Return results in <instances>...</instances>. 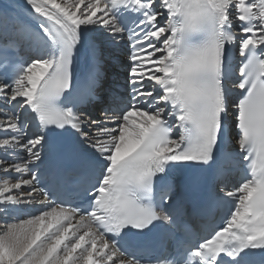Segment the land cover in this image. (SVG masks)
<instances>
[{
  "label": "snow or ice",
  "instance_id": "1",
  "mask_svg": "<svg viewBox=\"0 0 264 264\" xmlns=\"http://www.w3.org/2000/svg\"><path fill=\"white\" fill-rule=\"evenodd\" d=\"M26 4L27 19L0 6V211L32 202L33 168L49 152L62 162L39 214L0 229V264H264V0ZM97 29L129 46L132 96L112 98L110 123L84 110L102 80ZM25 44L39 53L27 62L14 58ZM82 51L93 62L78 88ZM190 166L246 173L226 192L223 226L197 242L174 177ZM58 195L90 210L52 202ZM218 203L209 198L200 215ZM127 246L152 255L130 259Z\"/></svg>",
  "mask_w": 264,
  "mask_h": 264
},
{
  "label": "bare ground",
  "instance_id": "2",
  "mask_svg": "<svg viewBox=\"0 0 264 264\" xmlns=\"http://www.w3.org/2000/svg\"><path fill=\"white\" fill-rule=\"evenodd\" d=\"M7 5H11L16 10V13H18L21 16L22 19H27L30 15L29 8L26 4V0H0V6H7ZM97 30L90 32L89 37L91 36L92 33H95V35L91 37L92 39H94V41L97 42V49L101 53V56H100V70L102 72L101 81H105L103 88L109 87L113 89L116 85V80L118 78L125 79L126 76L128 75L130 62L126 61L123 58L125 57L123 56V54L125 53V50H126L124 44L122 43L123 40H121L119 37H116V38L111 37L110 38L111 40H106L105 43L102 41H101L102 43H98V41L100 42V40L106 39V38L100 39L98 38V35L100 37H103V36L105 37L107 36V34L103 33L102 31H97ZM112 44L113 46H111ZM106 50H109V51L106 52ZM110 53L112 54V56L108 57ZM234 58L236 59L239 58L238 53H235ZM92 62H93V57L91 56V54L90 53L85 54L82 51L81 54L78 56L77 65H78V68L80 67L79 69L84 70ZM238 91L239 90H234L232 99H235L236 92ZM97 121L101 122V120H97ZM104 122H108V121H104ZM234 150L235 149H232V151ZM17 153L18 155H14L13 157L17 159L18 161H21L27 155V153L24 152L22 149H18ZM13 174H16V173H13ZM27 204H20V205H24L21 207L25 208ZM20 205L15 206L14 210L12 211L13 213L10 212L8 213V215L0 211V228H3L4 224H7L8 221L12 217L19 215L21 211V207H19Z\"/></svg>",
  "mask_w": 264,
  "mask_h": 264
},
{
  "label": "rangeland",
  "instance_id": "3",
  "mask_svg": "<svg viewBox=\"0 0 264 264\" xmlns=\"http://www.w3.org/2000/svg\"><path fill=\"white\" fill-rule=\"evenodd\" d=\"M94 31H96V30H94ZM97 31H102L101 29H98ZM95 35V33H92L91 34V36H94ZM90 36V38L92 39V37ZM98 38H100V39H103V38H106L105 40H100V42L98 41V43H102V42H104L105 43V41L106 40H111L110 38L111 37H109V36H103V37H100L99 35H98ZM102 41V42H101ZM96 42V41H95ZM109 42V41H108ZM96 44V47H97V42L95 43ZM107 51V50H106ZM12 223H14V222H12ZM6 224H4V226H5ZM0 229H3V228H0Z\"/></svg>",
  "mask_w": 264,
  "mask_h": 264
}]
</instances>
